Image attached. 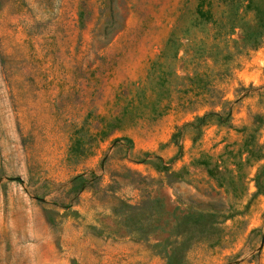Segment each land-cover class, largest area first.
<instances>
[{
  "label": "rangeland",
  "instance_id": "rangeland-1",
  "mask_svg": "<svg viewBox=\"0 0 264 264\" xmlns=\"http://www.w3.org/2000/svg\"><path fill=\"white\" fill-rule=\"evenodd\" d=\"M0 264H264V0H0Z\"/></svg>",
  "mask_w": 264,
  "mask_h": 264
},
{
  "label": "trees",
  "instance_id": "trees-1",
  "mask_svg": "<svg viewBox=\"0 0 264 264\" xmlns=\"http://www.w3.org/2000/svg\"><path fill=\"white\" fill-rule=\"evenodd\" d=\"M199 12V15H204V13L202 12V11H198ZM219 104H222V101H219ZM123 112V110H121V112L119 111V113H122ZM219 113H221V109H219V110H216V111H213V110H208V111H205L203 114H201V115H199V116H195V119L197 120V121H203L204 120V118L206 117V116H210V115H216L217 116V118L216 119H218V117L220 116V114ZM116 121H118V119L116 118L115 119ZM220 121V120H219ZM109 124L110 123H103V125H102V127H105V126H109ZM111 126H113V125H110V127ZM117 126V125H116Z\"/></svg>",
  "mask_w": 264,
  "mask_h": 264
}]
</instances>
